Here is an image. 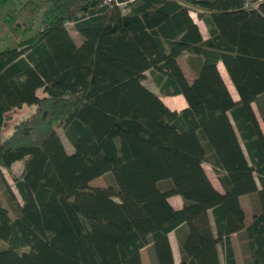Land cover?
<instances>
[{
    "label": "trees",
    "instance_id": "trees-1",
    "mask_svg": "<svg viewBox=\"0 0 264 264\" xmlns=\"http://www.w3.org/2000/svg\"><path fill=\"white\" fill-rule=\"evenodd\" d=\"M183 52L198 60L190 81L177 62ZM145 71L186 105L169 109ZM252 103L264 126V0H127L120 9L0 0V167L20 197L0 170L14 211L0 203V264H141L145 245L156 264H174L171 230L178 264H219L217 244L235 264L231 232L247 264H264V133ZM25 104L30 113L1 133L7 113ZM105 171L115 189L88 185ZM244 193L256 198L246 224Z\"/></svg>",
    "mask_w": 264,
    "mask_h": 264
},
{
    "label": "crops",
    "instance_id": "crops-1",
    "mask_svg": "<svg viewBox=\"0 0 264 264\" xmlns=\"http://www.w3.org/2000/svg\"><path fill=\"white\" fill-rule=\"evenodd\" d=\"M192 12L194 13V16L191 14V10L189 11V14L192 17L193 21L196 23V25H197L200 33H201V36L206 37L207 36V30H206V27H205L203 21L196 16L194 11H192ZM71 24H72V22H71ZM72 27H73V25H72ZM177 62H178L180 69L182 70L183 74L185 75L186 79L188 81H190L193 77V72H194L193 70L196 67L197 62H198L197 58L191 54L183 52L177 57ZM216 67H217V70H218L219 74L221 75L231 97L233 99H237V93H236V91H235V89H234L225 69H224V66L222 65L220 60H218L216 62ZM145 74H146V78L147 79L149 78L150 84H151L150 86H148V88L151 91H153L154 93H156L159 96V98L161 99V101L169 109L178 110L180 108H183L186 105V101L180 93L163 94V93L159 92L157 86L150 79L147 71H145ZM259 122L261 124V128H262V131L264 133V126H263L261 121H259ZM202 167H203L207 177L209 178L211 184L213 185V187L215 189H217L218 191H222V187H221L214 171L212 170L210 164L208 162H202ZM251 195L252 194H248V193H244V194L239 195L238 199H239L240 205L243 203V201L245 202V200H243L244 197H248ZM167 201L174 208H178L182 205V198L177 193L169 194L167 196ZM250 206H251V204H250ZM241 207H242L243 212H244V217L246 216L247 213H249L251 216V210L247 209V205L246 206L241 205ZM167 236H168V241H169V245H170V250H171L173 262H174V264H178V261L180 258V253H179L178 240H177L176 233L173 230H171L167 233ZM237 236L238 235L236 232H231L229 234V241H230L231 249L233 252L234 262H235V264H247L248 260L245 259V256L242 253V250H241V247L239 244V239ZM146 248L149 249L148 257L151 260V264H156L153 251L151 250L149 245H145L140 249L141 264H142V254L141 253H142V250L146 249ZM217 255H218L219 264H225L222 249H221L220 245H218V244H217Z\"/></svg>",
    "mask_w": 264,
    "mask_h": 264
},
{
    "label": "rangeland",
    "instance_id": "rangeland-1",
    "mask_svg": "<svg viewBox=\"0 0 264 264\" xmlns=\"http://www.w3.org/2000/svg\"><path fill=\"white\" fill-rule=\"evenodd\" d=\"M121 7H117V9H120ZM191 14L194 16V13L191 11ZM65 27L67 29V31L69 32L70 36L72 37L73 41L78 44L80 39L79 36L77 34V32L73 29L71 22H66L65 23ZM143 83L148 87L150 86V80L149 78H145L143 80ZM34 107V105L31 104H25V105H21L18 108H14L13 110L9 111L6 115L7 117L5 118V120L2 123V127H1V133L6 134L7 132H9L12 129V125L14 122H16L17 120H19L22 116H26L30 113V111L32 110V108ZM252 108L254 109V112L258 118V120L260 121V117L258 114V111L256 109V106L254 103H252ZM57 135L59 136L65 150L67 152H70L72 150V147L69 143V141L66 139L63 131L61 128H57ZM17 165L14 163L13 167L15 168ZM16 169H18L16 167ZM1 170V174L2 176L5 178V180L7 181V183L10 185L12 191L14 192L16 198L18 199V201H20V197L17 193V191L15 190L14 186H13V182L8 174V171L6 168L0 167ZM166 181H161L159 183L160 187H164L166 185ZM88 185L91 187H105V186H110L112 189H115L116 184L115 181L113 179V176L111 174L110 171H105L103 173H101L100 175H97L93 178H91L88 181ZM114 199H117V197L115 195H113ZM243 200H245V202L243 201V203L241 205H247V209H250L251 211L255 208L256 209V198L254 195L248 196V197H244ZM0 203L5 206V208L7 209V213L9 217H13L14 216V211L12 208V205L10 203V201L8 200L7 197V193L5 191V188L3 186V183L1 182L0 179ZM251 204V206H250ZM250 214L247 213L246 216L243 218V222L246 224L249 219H250ZM238 237V236H237ZM240 244V242H239ZM5 247V242L3 240L0 239V248ZM148 251L149 249H143L142 250V264H151V260L148 257Z\"/></svg>",
    "mask_w": 264,
    "mask_h": 264
},
{
    "label": "built area",
    "instance_id": "built-area-1",
    "mask_svg": "<svg viewBox=\"0 0 264 264\" xmlns=\"http://www.w3.org/2000/svg\"><path fill=\"white\" fill-rule=\"evenodd\" d=\"M104 4L123 8L127 0H100Z\"/></svg>",
    "mask_w": 264,
    "mask_h": 264
}]
</instances>
